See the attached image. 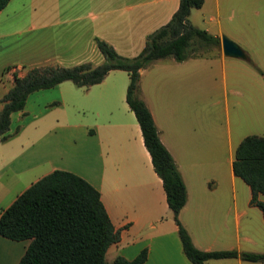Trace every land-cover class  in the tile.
<instances>
[{"label":"crops","instance_id":"crops-1","mask_svg":"<svg viewBox=\"0 0 264 264\" xmlns=\"http://www.w3.org/2000/svg\"><path fill=\"white\" fill-rule=\"evenodd\" d=\"M91 2L96 7L93 12L88 8L82 14L80 8H74L61 17L58 11L66 6L60 2L49 8L35 0H8L0 8L4 24L0 32V61L2 68L9 66L1 74L0 96L12 84V72L22 75L26 68L42 64L99 63L102 55L93 36L103 38L114 49L120 46L127 51L136 45L137 50L127 56L136 54L145 35L169 19L178 0H74V5L90 7ZM206 2L203 0L195 8H206ZM213 4L212 10L218 13V0H213ZM190 12L188 18L193 24ZM13 17L17 21H12ZM65 20L71 22L74 34L69 33L64 45V40L55 39L52 29ZM24 22L29 39L19 43L11 35L22 30ZM203 28L210 32L207 26ZM210 33L220 38V28ZM244 53L247 59L248 54ZM225 56L228 55L223 54L220 46L218 52L210 55L179 61L171 56L156 59L139 70L137 93L150 111L158 137L183 180L186 200L177 217L192 243L202 250L249 251L252 248L246 245L255 242L260 245L258 252H264V215L260 211L261 217H240L244 212L238 202L240 191L245 190L247 206H257L249 201V187L243 189L231 169L232 139L237 142L243 136L238 131L231 134L227 117L220 123L219 135L213 138L204 132L201 121L188 117L186 95L194 76L193 60L210 57L206 59L218 61L224 94L227 73L230 79L241 73L234 62L229 61L226 66ZM196 64L202 67L196 73L199 76L208 63ZM247 72L254 84L247 96H253L245 98L247 102L241 110L244 118L250 117L252 122L255 110L264 107V83L256 73L248 69ZM127 82L126 71L113 68L99 82L88 86H77L64 79L31 91L42 92L36 93L34 102H29L31 92L27 94L22 109L10 112L6 130L10 135L0 140V210L41 175L56 168L69 170L99 191L110 221L118 230L117 240L106 248L107 261L116 255L130 259L145 248L146 257L141 264H192L182 251L161 179L152 167L138 122L125 101ZM16 126L18 129L13 132ZM257 197L264 201L263 194ZM241 240L245 241L243 245ZM27 243L28 239L0 235V264H16ZM229 258L233 261H227ZM204 264L264 261L236 256L207 258Z\"/></svg>","mask_w":264,"mask_h":264},{"label":"trees","instance_id":"trees-1","mask_svg":"<svg viewBox=\"0 0 264 264\" xmlns=\"http://www.w3.org/2000/svg\"><path fill=\"white\" fill-rule=\"evenodd\" d=\"M8 0H0L2 8ZM203 0H178L169 19L144 37L139 51L132 56L118 53L98 36L93 41L102 60L93 64L82 61L72 65L42 64L26 68L22 75L12 72V84L0 96V140L10 135L6 130L10 112L22 109L29 92L50 87L64 79L77 86L99 82L109 69L126 71L128 82L125 101L132 110L150 155L155 173L161 179L167 207L177 225V235L185 256L192 264H204L207 258L236 257L249 261H264V252L235 248L202 250L191 241L177 214L186 200V189L177 166L158 137V132L145 102L138 96L139 70L154 60L167 56L175 60L210 55L209 47L219 44V38L204 28L193 25L190 9ZM9 66L2 69L7 70ZM18 127L14 128L16 132ZM231 169L250 189L249 201L264 215V136L246 134L232 153ZM0 235L28 239L16 264H141L146 249L141 248L127 259L116 255L104 258L107 246L116 241L115 229L100 200L99 191L78 174L65 169H52L26 186L0 210Z\"/></svg>","mask_w":264,"mask_h":264},{"label":"rangeland","instance_id":"rangeland-1","mask_svg":"<svg viewBox=\"0 0 264 264\" xmlns=\"http://www.w3.org/2000/svg\"><path fill=\"white\" fill-rule=\"evenodd\" d=\"M42 5L53 8L55 4H63L66 7L61 8L58 12L62 13L59 16H64L66 11H73V9L80 8L82 14H86L87 9L89 8L92 12L95 10L94 4L91 2L90 7H80L76 4L74 5V0H35ZM77 2V1H76ZM65 3V4H64ZM219 11L215 13L213 9V0H207L206 8L197 9L193 7L190 12L191 20L193 24L197 27L203 28L207 26L211 31H216L220 28V36L222 35L230 38L236 42L242 49L248 54V58L242 57H231L225 56L226 66H228L229 61L234 62L237 66L238 71H241L238 78H229V72L225 79L224 85V94L222 92L223 87L220 83V67L218 61L210 62L207 60L210 57L197 58L194 59L193 63V72L191 78V90L187 93V103H188V117L192 120H199L203 123V130L207 135H213L216 137L219 135L220 123H224L225 118L227 117L231 134L233 131H238L240 136L245 134H257L264 136V107L259 110H255V115L252 116V122L250 117L243 116V110H241V105L246 103L245 98L251 96L252 94L247 91L250 88L254 87L252 84V79H250L247 69L252 71L260 77V80L264 83V0H218ZM20 7H24L21 5ZM26 7V5H25ZM23 12V11H22ZM211 15L210 19L208 16ZM3 13L0 14V32H3L4 24L1 17ZM22 16L25 17L26 14L22 13ZM83 19V18H82ZM12 21H17L13 17ZM82 21L88 22V19H83ZM71 22L65 20L62 23L57 24L53 27V33L55 39L58 41H67L69 33L74 34V30L70 25ZM25 22L22 23V30L12 32L11 38L19 43H24L29 38L27 36V31ZM0 33V34H1ZM2 37H0V40ZM64 42V45L66 43ZM77 43H74L73 47H76ZM80 45V44H79ZM136 46V45H135ZM135 46L124 51L118 46L115 50L120 53L119 50H122V55H129L132 52H135ZM220 49L219 45L209 47L207 52L215 53ZM207 58V59H206ZM209 61V62H206ZM208 63V67L203 70L202 74L197 76V71L202 68L195 65V63ZM237 63V64H236ZM24 67L28 65L22 63ZM247 67V68H246ZM2 65L0 61V78L3 79ZM232 82H235L236 85H233ZM36 93L42 92H31L29 102H34ZM253 96V95H252ZM254 123V124H253ZM233 143L231 145V153L238 143L236 139H232ZM240 140V139H239ZM239 183H241L242 188L248 187L247 184L241 179L237 178ZM245 190L239 192L241 198H238V202L241 208L244 209V212L240 217H261V212L259 208L253 207L251 205L247 206L245 203ZM227 217H230V212L227 213ZM255 241L256 237H253ZM259 241V240H258ZM244 240H241L242 245ZM248 243H245V245ZM246 246H249V251L258 252L260 250V245L258 243H250ZM263 244L261 245V247ZM257 249V250H256ZM248 251V250H247ZM105 259H108V256L105 255ZM227 261H233L232 258H229Z\"/></svg>","mask_w":264,"mask_h":264},{"label":"water","instance_id":"water-1","mask_svg":"<svg viewBox=\"0 0 264 264\" xmlns=\"http://www.w3.org/2000/svg\"><path fill=\"white\" fill-rule=\"evenodd\" d=\"M219 42L223 54L233 57H242V58L245 57V53L243 49L230 38L222 35L219 38Z\"/></svg>","mask_w":264,"mask_h":264}]
</instances>
